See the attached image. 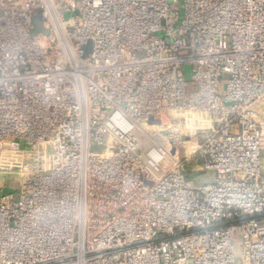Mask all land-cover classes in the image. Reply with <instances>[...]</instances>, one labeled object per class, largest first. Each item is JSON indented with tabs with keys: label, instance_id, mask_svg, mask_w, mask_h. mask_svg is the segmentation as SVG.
Returning a JSON list of instances; mask_svg holds the SVG:
<instances>
[{
	"label": "built area",
	"instance_id": "built-area-1",
	"mask_svg": "<svg viewBox=\"0 0 264 264\" xmlns=\"http://www.w3.org/2000/svg\"><path fill=\"white\" fill-rule=\"evenodd\" d=\"M263 163L264 0H0V264H264Z\"/></svg>",
	"mask_w": 264,
	"mask_h": 264
},
{
	"label": "rangeland",
	"instance_id": "rangeland-1",
	"mask_svg": "<svg viewBox=\"0 0 264 264\" xmlns=\"http://www.w3.org/2000/svg\"><path fill=\"white\" fill-rule=\"evenodd\" d=\"M42 22H43V19H42V15H41V10H38L37 13L33 17L34 29L32 30V33L43 32ZM225 78L226 77H223V79H222L223 82H224ZM262 170L264 172V163L262 165ZM215 175H216V173L214 171H208L207 173L202 172L199 174H194L193 172L188 171L186 176H187V178L195 177V182L200 183L202 181H206V179H208V178L215 177ZM2 176H3V174H2ZM8 181H9L8 185L3 187V179H1V176H0V188H3V190H7V187H9L8 189H13V188H17L19 185L18 178L16 177L15 174L10 176ZM233 244H234V254H235L236 262H237V264H243L244 258L242 256L241 244H239L236 240H234Z\"/></svg>",
	"mask_w": 264,
	"mask_h": 264
}]
</instances>
